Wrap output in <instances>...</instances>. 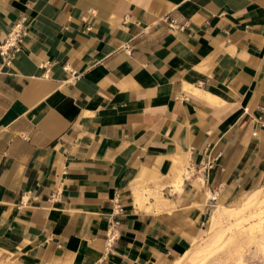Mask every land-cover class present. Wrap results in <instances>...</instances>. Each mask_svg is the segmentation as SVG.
<instances>
[{"label":"crops","instance_id":"0c3cea01","mask_svg":"<svg viewBox=\"0 0 264 264\" xmlns=\"http://www.w3.org/2000/svg\"><path fill=\"white\" fill-rule=\"evenodd\" d=\"M18 21L0 264H179L264 189V0H0V43Z\"/></svg>","mask_w":264,"mask_h":264},{"label":"rangeland","instance_id":"374dc122","mask_svg":"<svg viewBox=\"0 0 264 264\" xmlns=\"http://www.w3.org/2000/svg\"><path fill=\"white\" fill-rule=\"evenodd\" d=\"M248 195L213 216L185 264H264V205L245 208Z\"/></svg>","mask_w":264,"mask_h":264},{"label":"built area","instance_id":"2783aa9c","mask_svg":"<svg viewBox=\"0 0 264 264\" xmlns=\"http://www.w3.org/2000/svg\"><path fill=\"white\" fill-rule=\"evenodd\" d=\"M90 14H93V10H89ZM169 27L175 28L176 23L173 19L169 20ZM178 28H183V25L178 26ZM24 34V27L20 21L15 22L10 28L9 32L6 35V38L2 43H0V57L3 62L7 63L10 61L14 52L18 50V45L21 41V38ZM264 112V106L262 107ZM211 199H213L211 197ZM113 239V236H108L107 242H110Z\"/></svg>","mask_w":264,"mask_h":264},{"label":"bare ground","instance_id":"6f19581e","mask_svg":"<svg viewBox=\"0 0 264 264\" xmlns=\"http://www.w3.org/2000/svg\"><path fill=\"white\" fill-rule=\"evenodd\" d=\"M264 205V189H260L258 191H256L255 193H253L251 195V197L247 200V202L245 203V208H251V207H261ZM198 248L197 246L194 248L196 249ZM197 250V249H196ZM194 250V251H196ZM191 250H189L184 257L180 260V263H184L190 256ZM191 255V254H190ZM178 264V263H177Z\"/></svg>","mask_w":264,"mask_h":264}]
</instances>
